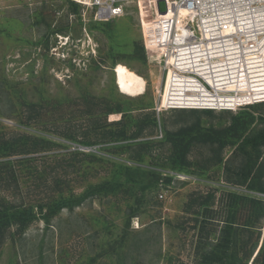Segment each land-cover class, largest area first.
I'll use <instances>...</instances> for the list:
<instances>
[{"label":"rangeland","instance_id":"obj_1","mask_svg":"<svg viewBox=\"0 0 264 264\" xmlns=\"http://www.w3.org/2000/svg\"><path fill=\"white\" fill-rule=\"evenodd\" d=\"M168 20L138 4L99 23L65 0H0V207L36 216L6 231L0 264H264V103L157 114L153 34ZM119 66L144 78L141 96L118 92ZM238 117L240 141L189 136L174 168L166 133Z\"/></svg>","mask_w":264,"mask_h":264},{"label":"built area","instance_id":"obj_2","mask_svg":"<svg viewBox=\"0 0 264 264\" xmlns=\"http://www.w3.org/2000/svg\"><path fill=\"white\" fill-rule=\"evenodd\" d=\"M65 1L93 10L94 21L99 23L122 17L130 4L151 6L155 13L161 10L170 14L161 37L157 29L153 34V48L160 42L163 50L160 57L153 56L162 68L157 114L235 112L247 105L264 103V0ZM181 11L186 16L179 21ZM254 74L259 75L258 81H248ZM168 75L170 91L165 96ZM230 84L239 87L231 90ZM247 84L255 86L247 90Z\"/></svg>","mask_w":264,"mask_h":264},{"label":"trees","instance_id":"obj_3","mask_svg":"<svg viewBox=\"0 0 264 264\" xmlns=\"http://www.w3.org/2000/svg\"><path fill=\"white\" fill-rule=\"evenodd\" d=\"M72 3V2H70ZM108 23V22H106ZM116 110L119 112L121 109L119 107L116 108ZM191 112H211V111H191ZM244 127V119H240V117L235 118L228 129L222 130L221 132H216L210 129L209 131H203L199 128L198 125H194L188 129L181 130L179 134L176 136L169 135L166 133V136L164 138V135L162 134V139L169 140L173 145V154L176 156L175 160H173L174 168H176L177 164L182 163V159L186 156L187 150L189 149L190 141H187V137L191 136L194 138H197L199 142H210V143H217L220 147H224L226 144L233 145L235 142L241 140V132L243 131ZM242 129V130H241ZM232 134L234 136H230L229 134ZM243 137V136H242ZM262 142H264V136L259 137ZM190 140V139H189ZM246 147V151L250 155V160H255L251 157L252 152L250 150L253 149V144H249L248 141L243 140L241 142L240 148ZM250 151V152H249ZM1 164V163H0ZM135 177H137L135 175ZM132 183H136L135 179L132 180ZM63 206L61 204H57L55 206L56 209H61ZM43 209L39 207V211L41 212ZM54 208L49 209V213H52L54 211ZM42 213V212H41ZM41 217L46 218V214H40ZM35 215L32 213L31 210H24L22 212H15L13 214H10L9 210L7 208L0 207V244L5 240V233L10 229L11 227L14 228L15 232H20L24 230L28 224L35 219Z\"/></svg>","mask_w":264,"mask_h":264},{"label":"bare ground","instance_id":"obj_4","mask_svg":"<svg viewBox=\"0 0 264 264\" xmlns=\"http://www.w3.org/2000/svg\"><path fill=\"white\" fill-rule=\"evenodd\" d=\"M186 12L181 11L178 20L181 21L185 18ZM115 86L118 92L126 97L135 98L141 96L146 89V82L143 77L138 74L128 71L124 67H117L114 71ZM214 89H217L215 83H212ZM215 84V85H214ZM231 90H237L236 84H230ZM223 88L218 87V89ZM237 88V89H236ZM234 103L236 99H233Z\"/></svg>","mask_w":264,"mask_h":264}]
</instances>
